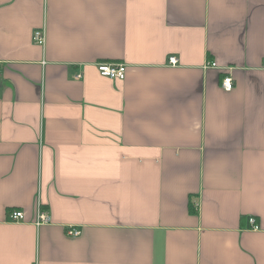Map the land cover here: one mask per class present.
I'll list each match as a JSON object with an SVG mask.
<instances>
[{"label": "crops", "instance_id": "crops-1", "mask_svg": "<svg viewBox=\"0 0 264 264\" xmlns=\"http://www.w3.org/2000/svg\"><path fill=\"white\" fill-rule=\"evenodd\" d=\"M0 264H264V0H0Z\"/></svg>", "mask_w": 264, "mask_h": 264}, {"label": "built area", "instance_id": "built-area-1", "mask_svg": "<svg viewBox=\"0 0 264 264\" xmlns=\"http://www.w3.org/2000/svg\"><path fill=\"white\" fill-rule=\"evenodd\" d=\"M42 29H36L32 33V41L35 44L42 45L44 42V35H43ZM167 63L169 65H176L178 63V58L175 55H171L168 57ZM96 69L99 75L103 77H107L112 80H122L125 76V64L122 62H115V63H108V62H98L96 63ZM205 67H216V63L213 61H206ZM81 75L77 74L75 77L79 78ZM221 87L229 91L232 88V79L229 74L224 76L221 80ZM9 218L11 220H22L23 219V213L21 211H12L9 214ZM50 221V216L48 211L42 209L41 207L37 210V216L35 220L36 225L40 224H46ZM249 227L251 229H257V225L255 223V219L253 217H250L248 219ZM68 234L71 235H77L78 230L72 229L68 231Z\"/></svg>", "mask_w": 264, "mask_h": 264}]
</instances>
